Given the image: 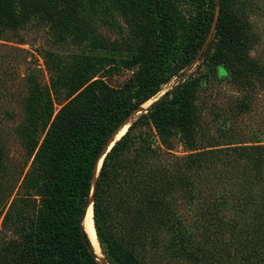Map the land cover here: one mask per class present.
I'll return each mask as SVG.
<instances>
[{"label": "rangeland", "instance_id": "374dc122", "mask_svg": "<svg viewBox=\"0 0 264 264\" xmlns=\"http://www.w3.org/2000/svg\"><path fill=\"white\" fill-rule=\"evenodd\" d=\"M162 1L172 20L169 21L166 41L163 37L159 41L161 53L154 59L155 71L159 73L161 82L157 92L146 101L147 105L145 102L139 105L141 109L125 125L126 131L131 127L125 131V146L120 156H149L151 169L164 167L173 174L170 166L177 162L183 164L181 159L195 151L189 150L191 145L181 134L160 132L148 118H140L145 117L150 104L168 90H175V95H183L189 100L188 106L179 109V103L173 106L174 110L184 112L188 121L194 124L193 133L189 134L193 139L188 137L193 147H204L211 142L219 145L218 148L227 143L235 146L241 141L242 145H251L253 140L263 138L264 0H219L218 12L221 6L226 17L239 26L244 45L242 54L256 68L254 73L245 72L240 76L231 73L229 77L226 75L228 64L236 55L232 49L227 52V47L214 37L211 28L204 36V48L201 47L180 70L193 31H201L209 13L213 19L218 14L215 0L213 5L208 0ZM69 4L74 9L73 13L67 6ZM59 9L54 16L57 24L48 21L41 13L31 15L22 25L0 23V162L6 171L4 179L0 180V196H7L10 192L6 202L0 199V240L3 246L10 241L17 245L22 239L20 221L16 220L14 229L12 226L2 228L4 214L13 198L19 199L14 210H21L16 217L26 219L24 221H34L44 211L43 191L37 179L44 175L43 171H48L50 151L46 148L44 152L43 149L39 155L44 157V169L40 161L33 164V158L49 131L53 117L75 95L66 97L71 91L70 80H88L78 92L94 82L103 85L106 92L118 90L143 67L145 55L152 49L158 31L154 0H63ZM218 61L224 63V69L219 68L220 64L218 67L214 65ZM73 66L79 69L74 76ZM43 97L51 106L48 118L37 106L39 100H45ZM26 99L31 105L27 116L38 118L31 127L26 123L23 105ZM242 103L247 105L239 107ZM27 135L36 143L31 153L24 146ZM26 173L28 178L19 188ZM119 181L123 188L119 192L116 189L109 197V217L105 224L106 232L114 234H120L121 227L126 224V178ZM224 192L228 191L222 187L210 198L214 200ZM127 193L130 194L129 191ZM185 194L171 193L169 197L177 205L180 214L177 218L184 226L181 236L173 237L170 230L161 232L153 240L146 237L140 264H194L181 250L192 251L189 246L193 248L194 245L207 252L210 262L218 259L224 263L232 259L233 248L241 238L233 239L230 235L223 241L204 240L203 230L197 223L198 209L204 203L199 199L202 194L193 191L195 198L191 202ZM222 196L225 203L227 194ZM220 214L224 223L233 222L238 227L236 229L251 230L255 225L249 223V216H243L237 223L235 214L226 205L221 206ZM213 229L208 227L207 234H211ZM211 238L216 236L211 235ZM97 242L102 254L99 260L108 264L102 251L104 245L98 239ZM240 264H244L242 260Z\"/></svg>", "mask_w": 264, "mask_h": 264}, {"label": "trees", "instance_id": "16d2710c", "mask_svg": "<svg viewBox=\"0 0 264 264\" xmlns=\"http://www.w3.org/2000/svg\"><path fill=\"white\" fill-rule=\"evenodd\" d=\"M208 2L213 5V0ZM62 3L63 0H0V23L4 21L5 24L22 25L27 23L31 15L41 13L48 21L57 24L54 16L59 13ZM67 6H70L73 13L72 6ZM154 6L158 15V31L152 49L145 55L143 67L134 77L130 76L118 90L110 92H106L105 87L97 82L88 84L78 92L88 80H70L71 91L66 97L75 95L57 111L33 158V164L40 161L44 169V157L39 155L43 149L44 152L46 148L50 151L47 158L48 171H43L44 175L37 179L43 191L41 197L44 211L34 221H24L26 219L16 217L21 210H14L19 199L11 200L2 220V228L12 226L11 229H14L16 220L20 221L22 239L17 245L10 241L7 245L5 242L4 246L0 240V264H102L92 254L91 243L81 224L92 185L93 226L96 238L104 245L102 251L108 264H140L141 249L146 237L153 240L161 232L171 230L170 234L179 238L184 226H181V220L177 218L180 215L177 205L169 197L171 193H186L185 197L191 202L195 198L193 191L201 193L199 199L204 201L197 212V223L200 230H203L204 240L223 241L230 235L233 239H241H237L232 259L228 262L223 263L218 259L210 262L207 252L197 245L193 248L189 246L192 250L189 252L181 248L184 256L194 264H240V260L244 264H264V144L261 143L264 142V133L261 140H253L251 145H242L241 141L235 146L227 143L218 148L219 145L211 142L204 147H193L188 137L193 139L190 135L194 124L188 121L184 112L178 110L181 106H188L189 100L183 95H175V90H168L152 102L144 114L146 116L140 118H148L160 132L174 131L181 134L186 138V143L191 145L189 150L195 152L182 158L183 164H172L169 169L173 174H169L164 167L151 169L148 165L149 156L146 155L121 158L120 153L125 146L124 140L130 125L104 155L93 181L95 162L109 137L128 114L157 92L161 82L159 73L155 71L154 59L161 53V37L164 41L168 37L172 17L162 0H154ZM212 23V13H209L201 31H193L180 70L202 47L204 36ZM213 35L227 47V52L232 49L233 55H236L228 64L227 77L231 73L240 76L245 72H255V66H251L246 55L242 54L244 45L241 43L239 26L226 17L221 6L215 19ZM222 63L218 61L214 65L218 67L220 64L219 68L224 69ZM78 71L75 66L72 75ZM178 97L180 100L177 101ZM43 98L45 100H39L37 106L48 118L51 106L48 99ZM175 103L180 106L174 110ZM23 105L26 123L31 127L38 118L27 116L31 106L29 100L26 99ZM246 105L242 103L239 107ZM261 125L264 127V121ZM49 136L52 138L50 142ZM24 144L29 153L36 146L29 135ZM5 172V166L0 162V180L4 179ZM202 176L210 178L202 179ZM27 178L28 173L24 175L19 188ZM118 178H126V190L130 194L126 192V224L121 227L120 234H114L106 232L105 224L109 217L108 199L116 189L119 192L123 188ZM222 187L228 192L212 200L210 197ZM225 193L227 197L223 203L222 195ZM9 194L0 196L1 201L6 202ZM31 200L35 202V199ZM222 205L233 211L237 223H240L243 216H249L253 221L248 219L249 223L255 225L251 230L236 229L238 227L233 222L228 223V226L220 214ZM208 227H214L211 234H207ZM211 235L216 238H211Z\"/></svg>", "mask_w": 264, "mask_h": 264}, {"label": "water", "instance_id": "95a60500", "mask_svg": "<svg viewBox=\"0 0 264 264\" xmlns=\"http://www.w3.org/2000/svg\"><path fill=\"white\" fill-rule=\"evenodd\" d=\"M215 8L217 9V13H218L219 0H215ZM216 16H217V15H216ZM216 16H215L214 19H213L212 27H211V29H210L211 32H213V27H214V23H215ZM204 45H205V42L202 44V48H201V49L204 48ZM201 51H202V50H201ZM140 109H141V108L138 107V108H136L135 110H133L130 114H128L127 117H126V118L122 121V123L118 126V128H117V129L113 132V134L109 137L107 143H106V144L104 145V147H103V150H102V153H101L100 157H99V158L97 159V161L95 162V165H94V168H93V181L95 180L96 175H97V173H98V171H99V168H100V165H101V162H102V159H103L104 155H105V154L109 151V149L113 146L114 142L117 141V140H118V139L124 134V133H123L119 138L115 139V136L117 135L118 131H119L123 126H125V125L128 123V121L131 119L132 115H133L134 113H136L137 111H139ZM125 131H126V130H125ZM99 160H100V164H99V166L97 167V164H98V161H99ZM92 192H93V185H92L91 190H90V196H89V198H88V200H87V202H86V204H85V206H84L83 213H82V220H81L82 228H83V231H84L86 237H87V234H86V230H85V228H84V219H85V215H86V211H87L88 207L91 206V209H92ZM87 239H88V237H87ZM88 241H89V239H88ZM89 243H90V242H89ZM90 246H91V244H90ZM91 249H92V246H91ZM92 254L96 257V255H95L94 252H93V249H92ZM96 259H97V261H99L100 263H102V264H106V263L100 261L99 258L96 257Z\"/></svg>", "mask_w": 264, "mask_h": 264}, {"label": "bare ground", "instance_id": "6f19581e", "mask_svg": "<svg viewBox=\"0 0 264 264\" xmlns=\"http://www.w3.org/2000/svg\"><path fill=\"white\" fill-rule=\"evenodd\" d=\"M148 103V102H147ZM147 103H145L147 105ZM126 130V126H123L117 133V135L115 136V138H119ZM100 164V160L98 161L97 167ZM84 228L86 230V234L87 237L91 243L92 249L94 254L96 255L97 258H102V254L100 252V247L98 245L97 239H96V235H95V230H94V226H93V220H92V209L91 206L88 207L87 211H86V215H85V219H84Z\"/></svg>", "mask_w": 264, "mask_h": 264}]
</instances>
